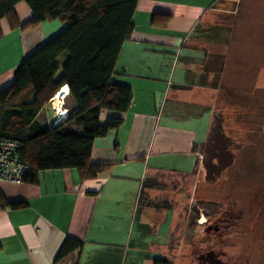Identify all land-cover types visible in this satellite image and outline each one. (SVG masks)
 <instances>
[{"label":"crops","instance_id":"0c3cea01","mask_svg":"<svg viewBox=\"0 0 264 264\" xmlns=\"http://www.w3.org/2000/svg\"><path fill=\"white\" fill-rule=\"evenodd\" d=\"M239 2L137 0L133 30L111 80L130 88V105L124 114H99V125L115 116L123 121L95 139L90 157L110 169L92 180L57 169L39 172L36 186L0 181V264H171L163 246L173 209L144 185L161 174L198 175L211 146L223 138L218 116L235 105L229 88L239 87L241 73L247 77L235 64L242 46L230 43ZM15 13L20 23L32 17L22 6ZM64 27L54 21L10 29L1 20L0 91L22 60ZM68 93L58 103L51 100L38 121L48 128L58 124L56 105L67 118ZM16 201L26 205L6 204ZM67 237L81 246L56 260Z\"/></svg>","mask_w":264,"mask_h":264},{"label":"trees","instance_id":"16d2710c","mask_svg":"<svg viewBox=\"0 0 264 264\" xmlns=\"http://www.w3.org/2000/svg\"><path fill=\"white\" fill-rule=\"evenodd\" d=\"M19 2L31 10L25 23L15 13ZM136 7L137 0H0V21L10 29L54 21L65 25L22 60L13 82L0 91V139L18 142L19 156L31 168L22 182L36 186L39 172L45 170L74 169L81 180H92L110 169L92 164L90 157L95 139L123 121L115 116L99 125V114H124L130 105V88L111 80L121 47L130 39ZM65 85L75 107L69 106L67 118L48 128L38 121L39 114ZM162 178L169 179L164 174L148 178L144 187L160 190ZM6 204L13 209L26 205ZM80 246L78 240L67 238L56 260ZM154 264L170 262L157 259Z\"/></svg>","mask_w":264,"mask_h":264},{"label":"rangeland","instance_id":"374dc122","mask_svg":"<svg viewBox=\"0 0 264 264\" xmlns=\"http://www.w3.org/2000/svg\"><path fill=\"white\" fill-rule=\"evenodd\" d=\"M239 12L229 42L242 46L235 64L247 77L229 88L235 105L218 116L223 138L198 175L162 178L150 192L173 209L163 246L171 264H264V0H240Z\"/></svg>","mask_w":264,"mask_h":264},{"label":"built area","instance_id":"2783aa9c","mask_svg":"<svg viewBox=\"0 0 264 264\" xmlns=\"http://www.w3.org/2000/svg\"><path fill=\"white\" fill-rule=\"evenodd\" d=\"M19 147L14 140L0 139V181L20 183L30 173V166L19 156Z\"/></svg>","mask_w":264,"mask_h":264},{"label":"bare ground","instance_id":"6f19581e","mask_svg":"<svg viewBox=\"0 0 264 264\" xmlns=\"http://www.w3.org/2000/svg\"><path fill=\"white\" fill-rule=\"evenodd\" d=\"M66 93H68V88H67V86H63V88H61L58 91V93H56V95L53 97L54 102L58 103V100H61L62 97H64L63 94H66ZM56 112H57V123H60L66 118L65 114L63 112H61V106L60 105H56Z\"/></svg>","mask_w":264,"mask_h":264},{"label":"water","instance_id":"95a60500","mask_svg":"<svg viewBox=\"0 0 264 264\" xmlns=\"http://www.w3.org/2000/svg\"><path fill=\"white\" fill-rule=\"evenodd\" d=\"M201 264H205V263H201Z\"/></svg>","mask_w":264,"mask_h":264}]
</instances>
